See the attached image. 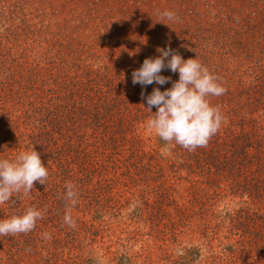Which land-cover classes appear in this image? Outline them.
Masks as SVG:
<instances>
[{"label": "trees", "instance_id": "trees-1", "mask_svg": "<svg viewBox=\"0 0 264 264\" xmlns=\"http://www.w3.org/2000/svg\"><path fill=\"white\" fill-rule=\"evenodd\" d=\"M48 6L65 13L63 31L31 30L30 62L12 48L3 51L0 42V80H8L0 82V121L6 125L0 158L34 146L44 165L59 162L57 173L101 175L107 165L100 160L111 155L134 162L162 157L146 150L136 132L153 115L141 92L164 91L179 73L165 68L168 83L142 89L133 85L132 72L170 47L183 59L197 58L227 90L210 97L225 120L207 147L189 152L174 146V156L230 177L239 173L230 180L236 191L258 199L264 189V0H49ZM164 11L175 20L159 22ZM20 80L39 82L27 90ZM90 147L94 156L87 159L83 150ZM243 214L238 218L245 220L246 209ZM235 217L227 218L232 226ZM260 237L254 244L258 248L263 239L264 251V231ZM235 242L233 254L241 253L243 237Z\"/></svg>", "mask_w": 264, "mask_h": 264}, {"label": "rangeland", "instance_id": "rangeland-1", "mask_svg": "<svg viewBox=\"0 0 264 264\" xmlns=\"http://www.w3.org/2000/svg\"><path fill=\"white\" fill-rule=\"evenodd\" d=\"M48 4L49 0H0L3 51L12 48L27 63L33 58L31 30L63 31L65 13ZM71 24L66 16V36ZM4 81L8 80H0ZM20 82L30 90L39 80ZM4 128L0 121V137L6 135ZM136 132L143 136L146 150L154 154L157 150L162 157L134 162L111 155L107 162L100 160L107 165L101 175L76 170L63 175L57 173L59 162H48L46 185L35 182L29 196L20 194L0 205V219L21 215L28 207L43 212L29 233L0 236V264H264L263 239L258 248L254 244L264 231V205L260 204L264 189L258 199L249 198L230 181L240 178L239 173L231 178L207 164L177 159L173 147L162 155L165 145L146 123H140ZM89 149L83 150L87 159L94 156ZM66 182L79 192L77 205L71 207L74 229L63 220L67 204L60 197ZM245 209V220L239 219ZM229 216H236L233 226ZM241 222L243 227L237 225ZM43 233L51 238H43ZM240 237L243 251L233 254L231 247Z\"/></svg>", "mask_w": 264, "mask_h": 264}, {"label": "clouds", "instance_id": "clouds-1", "mask_svg": "<svg viewBox=\"0 0 264 264\" xmlns=\"http://www.w3.org/2000/svg\"><path fill=\"white\" fill-rule=\"evenodd\" d=\"M159 22L175 20L171 11L159 13ZM160 56L145 58L140 68L132 72V83L140 84L142 89L148 85H164L171 77L161 75L165 68L179 73V79L172 81V86L164 91L155 87L151 94L142 99L147 102V109L153 115L146 121V128L156 135L165 146L161 154L167 156L174 146L193 152L197 148L207 147L211 138L218 133L225 120L219 107L214 106L210 97L223 95L227 90L197 58L183 59L172 50L158 49ZM153 107L156 111L153 112ZM49 178L48 168L41 160V155L34 146L19 152L13 159L0 158V205L19 197H27L35 188V182L46 185ZM65 193L60 197L66 201L67 210L64 223L70 228L76 227L71 215V207L78 203L79 192L71 182H66ZM43 218V212L35 207H28L23 214L0 219V236H16L34 230L37 221ZM43 238L50 239L48 233Z\"/></svg>", "mask_w": 264, "mask_h": 264}]
</instances>
